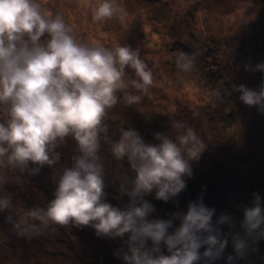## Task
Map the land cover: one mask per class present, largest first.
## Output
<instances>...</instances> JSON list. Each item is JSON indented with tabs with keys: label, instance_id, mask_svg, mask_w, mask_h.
<instances>
[{
	"label": "clouds",
	"instance_id": "clouds-1",
	"mask_svg": "<svg viewBox=\"0 0 264 264\" xmlns=\"http://www.w3.org/2000/svg\"><path fill=\"white\" fill-rule=\"evenodd\" d=\"M124 15L117 0H98L92 9L94 22L123 20ZM195 59V54L179 52L176 66L191 72ZM126 68L131 78L126 79ZM245 70L264 73V63ZM153 86L152 70L139 49L78 42L72 26L59 14L43 12L37 0H0V188L8 182L3 172L18 173L19 180L45 166L54 168L61 158L56 149L67 138L78 153L71 167L58 172L54 199L46 207L29 208L16 220L7 217L18 236H39L50 225L91 227L98 237L123 241L126 248L115 253L123 264H214L229 236L238 257L249 240L264 238V201L257 193L252 205L242 209L243 236L223 233L222 225L235 227L233 218L222 214L214 222L215 209L202 199L169 219L150 218L156 209L145 197L154 193L164 202L177 197L186 188L185 177H192V162L206 148L181 121L171 124L180 133L175 139L155 133L157 143H146L135 129L123 127L118 140L109 137L105 118L121 99L118 93L132 106L150 95ZM234 90L245 105L264 114V82L258 90L243 84ZM104 144L115 160L126 159L133 173L120 182V198H129L123 208L106 202ZM13 207L9 195H0V212ZM174 220L179 224L170 232ZM233 259L229 255L228 264Z\"/></svg>",
	"mask_w": 264,
	"mask_h": 264
},
{
	"label": "rangeland",
	"instance_id": "rangeland-1",
	"mask_svg": "<svg viewBox=\"0 0 264 264\" xmlns=\"http://www.w3.org/2000/svg\"><path fill=\"white\" fill-rule=\"evenodd\" d=\"M37 2L43 12L53 17L61 15L72 26L78 42L139 49L140 58L152 70L154 86L140 103L127 106L123 94L118 93L121 99L105 118L112 140H118L122 127L135 129L146 143H157L155 133H165L175 139L180 133L171 129V124L181 121L193 128L206 144L200 159L192 162V173L201 175L211 165L223 173L233 168L232 182L220 176L223 182L216 189H209L203 181L195 189V184L186 183L185 190L168 202L156 200L154 193L147 196L154 198V202H149L156 209L150 218L169 219L173 213L186 212L189 202L202 199L207 207L215 209L214 222L222 214L233 218L235 227L222 225L223 233L238 232L243 236L239 226L243 207L252 205L254 193L264 201V168L260 166L264 163V114L245 105L239 99L241 93L234 89L241 84L251 89L252 82L259 89L264 82V73L252 74L251 70H245L250 65L243 58L246 55L251 63L255 56L256 64L264 63V0H205V7L199 2L195 4V0H117L125 10L124 19L114 17L103 22L92 19V9L98 0ZM179 52L195 54L191 72L176 66ZM132 76V71L126 68V79ZM128 91L139 94L133 88ZM171 92L174 93L169 96ZM105 146L108 147L102 145L100 157L106 202L123 208L127 196L120 198V182L133 173L126 159L105 158ZM249 147L258 151L257 160L246 159L240 164L236 154L246 153ZM56 151L61 158L54 168L45 166L38 174L25 173L19 180L18 173L3 172L8 182L0 188V195H9L14 207L0 212V264H123L115 255L118 249L126 248L123 241L98 237L91 227L50 225L43 235L29 238L18 236L8 222V216L16 220L29 208L46 207L54 199L58 172L71 167L72 157L78 154L71 138ZM220 152L226 161L222 160V165L213 164V160L221 159L222 155L218 159ZM206 165L210 166L206 168ZM226 196L236 211L222 200ZM222 204L224 208L220 209ZM178 224L174 220L169 231ZM161 247L167 255L166 248ZM227 247L238 262L245 264L251 259L247 263L252 264L257 259L255 264H264V238L249 240L243 257L234 252L231 236ZM226 249L214 264H228Z\"/></svg>",
	"mask_w": 264,
	"mask_h": 264
},
{
	"label": "trees",
	"instance_id": "trees-1",
	"mask_svg": "<svg viewBox=\"0 0 264 264\" xmlns=\"http://www.w3.org/2000/svg\"><path fill=\"white\" fill-rule=\"evenodd\" d=\"M194 1V0H193ZM200 3V4H203V6L205 7V0H195V4H197V3ZM210 29V28H209ZM244 58V60H245V62L246 63H248L249 65H250V68L251 69H255V66L257 65L256 64V62H257V59L255 58V56H253V60L251 61V63H249V57H247L246 55H245V57H243ZM251 72H252V74L254 73V70H251ZM251 74V75H252ZM252 84H253V87H251V89H253V90H257L258 89V84L256 83V82H252ZM256 108V107H255ZM249 151H247L246 153H240L239 151H238V154H236L237 156H236V160L241 164V163H243V162H245L246 161V159H248V160H253V161H256L257 160V158H258V151H255V149L253 148V147H249ZM104 154H103V156L105 157V158H107V159H112L113 157L111 156V154L107 151V147L105 146V148H104ZM219 154V153H218ZM222 154H221V152H220V155H219V157H218V159L220 158V156H221ZM223 156V155H222ZM221 156V159H219V160H213V164H223L222 163V160H224V161H226V159H225V156H223L222 157ZM209 159V158H208ZM226 165H227V167H228V161L225 163ZM237 164V163H236ZM246 164V163H245ZM244 164V165H245ZM210 165H208V167H209ZM260 166L261 167H263L264 168V163H260ZM207 167V165H206V168H208ZM217 170H219V168L217 169L216 167H215V165L214 166H210L209 168H208V170H205L206 172L205 173H201V175H199V174H195V172L194 173H192V177L191 178H188V181L186 182V183H189V185H191L192 186V184H195V186H194V189L195 188H200V185H201V183L204 181V182H206L207 183V186H208V188L209 189H213V188H215L216 186H221L219 183L220 182H223V180L222 179H220V176H222V178H225V179H227L228 180V182H232V181H230L231 180V178H230V175H232L233 174V168H231V167H229V171H227V172H220V171H217ZM263 172H264V170H262ZM209 180V181H208ZM216 189V188H215ZM238 193H240V192H238ZM237 195V194H236ZM214 197V196H213ZM128 197H126V199H124V205L125 204H127L128 203ZM145 199H147L148 201H152V202H154V198H152V197H149V198H145ZM200 200V199H199ZM117 205V203H113V206H116ZM52 228V227H51ZM43 233H45V232H43ZM43 233H42V235H43Z\"/></svg>",
	"mask_w": 264,
	"mask_h": 264
},
{
	"label": "bare ground",
	"instance_id": "bare-ground-1",
	"mask_svg": "<svg viewBox=\"0 0 264 264\" xmlns=\"http://www.w3.org/2000/svg\"><path fill=\"white\" fill-rule=\"evenodd\" d=\"M173 93H174V92H171V93L169 94V96H172ZM229 193H230V192H229ZM231 194H232V193H231ZM232 197H233V196H232ZM227 198H228V197L226 196V197H225L224 199H222V200H223L225 203H229V204L227 205L228 207L231 206L230 208H234V207L231 205V203H232L231 201H230V202H229V201H226ZM222 203H223V202H222ZM224 205H225V204H222V206H221L220 209H223V208H224ZM215 208H216V207H215ZM234 210L236 211L237 209L234 208ZM226 248H227L226 250H227V252H228L227 257H228L229 254H230L231 256H233L234 259H233L232 262H234V264H237V263H239V262H241L242 264H244V261H239V262L237 261V257L235 256L234 253H231V252H230L229 247H226ZM246 252H247V251H246ZM253 253H254V251H252V254H253ZM223 256H224V255H223ZM250 260H251V259H250ZM250 260L245 261V264H248L247 262L250 261ZM254 260H255V261H254ZM257 261H258L257 259H253L252 264H253V262H254V264H255V262L257 263Z\"/></svg>",
	"mask_w": 264,
	"mask_h": 264
}]
</instances>
